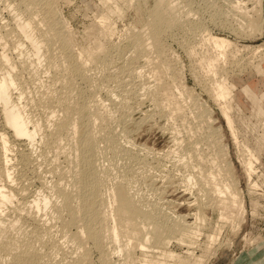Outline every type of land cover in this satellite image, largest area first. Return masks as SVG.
I'll return each instance as SVG.
<instances>
[{"label": "bare ground", "instance_id": "1", "mask_svg": "<svg viewBox=\"0 0 264 264\" xmlns=\"http://www.w3.org/2000/svg\"><path fill=\"white\" fill-rule=\"evenodd\" d=\"M13 1H15L13 4L11 3V0L8 3V6L10 7L9 9L12 12L13 23L9 25L10 23L5 24L1 22L2 24H0V117L2 119L1 121L2 125L4 126V130L0 132V264H48L49 261L52 259V257H50V255H48L47 252H44L43 251L44 249H42L44 247L45 248L47 247L46 245L44 246V244H47L46 241L47 242L51 241L50 242L51 246L49 245L48 246L50 248L52 247V250L55 251V254L58 251L59 252L65 251V249L61 245L62 242L61 243L58 242L57 244V241L55 242L53 240L54 238L53 234L56 231H57L56 234L59 233L61 237L65 238L63 239V242L65 243L68 242V244L69 242H71V245L76 247L75 252L77 253L76 255H78V257L75 255V257L77 258H75L72 261H67L64 263L63 261L62 262L60 261L62 264H86L89 258V251L87 250L85 245H86V241L88 240L93 243L94 248L100 253L98 260L100 259L101 264H137L136 259H134L136 249H141L143 256H145V258L142 259L144 263H149V264H199V260L201 257L199 259L195 258L194 260H192L191 258H185L181 254L175 252L174 249L173 250L168 249L169 247H167V245L171 242V239H173L174 237H175L174 239L177 238L176 240L181 241V243L182 242H187L189 244L196 243V240L198 238L196 240L195 238L201 235L203 223H206L205 220H207L206 216L203 214V212H201L202 211L201 209L198 211V207H197V210H195V212L196 211L198 212L194 213L195 220L193 222L192 221L189 222L186 219L187 215L185 214L178 213L176 216H174L175 215L174 213V215L172 214L173 217L172 216L170 217L169 215L167 216V214H165L166 212L163 213L164 212L163 210H162L163 212L157 211L156 205H153L152 203H150L151 205L150 206L151 208H150L149 204L143 203L145 202V201H142L143 198H141L140 195H139L140 197H138V194H139L138 191H141V190L139 189L137 191L138 188L134 189L135 186L133 190L132 185L134 183L132 185L130 184L132 183L131 178L134 177L132 173L134 167L132 169H128V166L125 163L124 165L126 166L123 165V162L126 159L124 160L122 159L123 162H121L122 161V160L120 161L121 158L120 159L117 158L118 156H120V153L125 154V155L130 154V155H127L129 157L128 160L130 158L133 159L135 156L132 155L130 151L127 152L128 150L127 147H126L127 148L126 151L125 150L122 151L123 149L120 146L121 141L120 140H119L120 142L118 141V137L116 136V134H114L113 131L111 133L110 130L112 129L113 126H110L108 124L110 120H112L114 123V120L112 119V117H113V114L115 113H113L112 107L111 106H110L111 108L109 107L108 103H111V102L109 101L106 103L104 101L105 98L102 99L103 95L101 96L100 90L102 89L103 85L108 82L115 81V83L116 82L119 83L118 82L119 79H116L115 76L117 74L115 73L116 72L118 73L117 70L121 69V67L123 66L125 67L127 66L129 68L128 69L126 67L124 70L128 69L130 70L129 72L134 71V74L136 75L142 74L141 70H138V72H135L137 63L134 62V64L136 63L135 64L136 66L132 64L133 62L132 59L135 60V57H138L139 55L144 56L145 60L149 61V62H146V63H149V65H150V62L153 61L154 58L156 60L157 59L163 60L161 59V57L165 54V50H166V47L164 46V42H163V39H164L163 37H165V35L168 36L166 33L168 31L170 33V30L173 27H179L180 29L185 28L186 29L185 36L189 37L191 41L190 39L189 41L186 39V37L184 36V32H182L181 30V34L182 33L183 34L181 35L179 33V35L185 37L184 41L186 40L189 42L187 47H185L184 45L182 46L183 48L184 47L187 48L186 49L187 52H185L186 50L184 52L189 54L190 56L189 58L193 60V64L196 62L195 67L196 66L200 67L199 70L201 72V75L199 76L200 77L202 76V80L204 78L206 81L207 80L209 81V82L207 81L208 85H206L208 88V92L212 96L211 99H214V102H216L217 107L220 110V114L223 116L225 123L234 139V142L238 145L240 144L241 146H245L247 150L245 151L247 153L245 152L244 155L242 156L240 154L239 157L242 158V163L244 165L245 171L248 175V178L250 179L252 174L255 171V162L258 160L257 159L258 153L254 152L247 143L245 142L239 143L240 137L238 139V134H237L239 132V129L236 126L234 115H233V112H234L233 110L235 108L234 94H235V89L237 88V86L235 83H233L229 79L227 75L228 70H227L226 65L228 62L229 63L233 62L232 60L234 59H235L234 64H236V59L237 57H239L238 56L239 53L243 50L248 51V49L250 50L252 48V52H251L253 56V57L251 56L252 59H250V56H249L251 55V53H249L246 56L247 57L249 56L248 60L250 59L249 62L253 65V67L257 71V74L264 76V67H263L264 53L261 54V51L262 49H264V47L260 48L259 45L249 46V44H243V43L238 44L236 41L232 40V38H229V36H226V35L224 36L218 33V31L214 32L213 31L214 29L212 30L211 28H209L210 26L208 27V25L206 24L207 21L209 20L204 21L205 23H203L200 20L201 17L203 18L202 16L203 14L198 15L197 10L200 6L196 8L195 9L196 11H195L190 6L188 7L186 4L185 5L187 6V8L186 7L183 8L184 5L182 6L183 2H181L183 0H180V1L179 0H155V3H153L154 5L149 10V13H148L149 17H147L148 15L146 16L148 18L147 22L144 23V25L142 26V29L138 30L137 32L135 31L134 33L132 31L133 36L129 34L132 37L130 41L133 45L132 46L133 50H131L133 52L131 55L132 56L131 60L129 62L127 61L126 63L122 62L123 64H120V65H117L116 63V67L114 66L115 72H113L112 63L114 61V56L110 54V51L107 48V44L103 40V37L109 34L111 35V33H114L115 26H113L114 24L112 25V22H111V19L115 17L113 15L115 14L117 16L122 15V13L124 12L125 6H127V5H124L125 1L128 2L126 4H128L129 6L130 5L133 6L134 5L133 0H101V2H103L104 4L103 6L104 10L100 13V15H98L100 17H98V20L96 21L97 23H95V26H94L95 34L93 37H94L95 46L85 47L77 52L75 51L77 49L74 50L72 48L71 34L67 30H64V27L66 29L68 25L67 23L68 21L67 22L65 21L66 23H63L64 18L62 21V19L58 15V13L60 12H58L54 6H49L52 3L51 0H13ZM42 1L46 3L48 7L46 6L47 7L46 10L44 8L45 12L41 11L42 13L39 19L37 17L39 16L38 14L40 13V9H39L40 7L38 8V4ZM187 1L194 2L192 0H187ZM214 1H212V3ZM225 1L227 2V0ZM247 2L244 0L235 1L234 6L236 10L233 12L234 13L233 16H232L233 13H231L230 15V17L232 16L231 19L233 17H234L233 20L236 18L235 20H236L237 26L239 23L240 30L244 28L243 31L246 30L245 27H249L250 30L261 28L260 21H259L260 19L259 17L261 16L260 9L256 8L257 6H253V7L250 6L251 8H249L248 6H246ZM5 3L7 4V1ZM212 3H209V4L212 5ZM214 3L216 4L217 2H214ZM190 4L191 3H189V5ZM231 4H233V0ZM137 8L139 9L140 7H137ZM232 8H233V5H232ZM212 11H214V9H212ZM224 11L226 12V10ZM224 11L222 12L224 13ZM236 11H238L237 15H236ZM254 11H257V12H254ZM214 12H215L214 14L212 12L211 13L213 15H216L217 13H219V11H217V13L216 11ZM231 12H232V9H231ZM204 13H207V12L205 11ZM212 14L210 16H213ZM117 16L116 18L119 17ZM37 18L40 21H37ZM218 18L220 19L219 16ZM231 19L230 21H232ZM221 20L219 21L221 22ZM223 20H222V23L225 22L227 19L224 21ZM219 21L218 23H220ZM39 22L42 24H45L46 26L43 28L41 24H39ZM261 22H262V19H261ZM226 23L228 22L226 21ZM225 25H226L225 23L222 24L223 29L230 28L233 26V25L232 26L230 25V27H227ZM238 27L237 29L239 30ZM257 32L259 31L257 30ZM188 33L190 35L193 34L192 35L193 37L199 36V39H194L195 37L193 38L192 36L190 37ZM247 33L249 32H246L244 34H247ZM252 33L253 32L250 31L248 35L250 36V34ZM192 38L194 40H192ZM179 42L181 43V41ZM9 43H12L11 44L12 46L9 47ZM54 44L56 46L58 45L57 51H56ZM9 49L16 51L14 53L16 54V57H13L11 55V52L9 51ZM150 53L154 54L153 57H151L152 54ZM119 57L120 59L122 58L121 55ZM164 57L166 56L164 55ZM138 58H136V60ZM156 60H154V63H156L155 65L152 63L154 65V68L151 74L155 78L156 81L155 83H153V85L151 86L149 85V88H151V92L153 94L151 98L154 101H156L155 102L156 104L157 103L161 104L163 101H165L163 102V104L167 103L166 105L168 107L167 108L168 112L163 113L164 115L168 113L171 118L173 117V119H176L177 121V118L175 117L176 115L180 113L181 115H178L180 116L178 117L180 118V120L182 116H184L182 117L183 120L185 117L187 119L186 113H185L186 115L185 116L182 114L183 112L182 113L180 112L182 110L183 111L185 110L186 106H183L185 104H183V102L179 100L181 97H177L176 94H174L173 92L175 91V88H177L178 91L176 90L175 93L178 92L180 95H182L183 92L185 93V90L183 89L184 86L182 87V84L180 83V81L177 82V75H175L174 72L167 71V69L171 70L170 68H172L170 67L169 62H167V59L166 61H160V62H156ZM90 62H93V64L95 65V69L97 70L96 71L97 73H94V72L93 73L96 76L99 75L100 78L97 77L100 80V82L98 81L99 83L96 81L97 78L95 77V75L89 73L92 70V67L90 69V67H88L87 64H89ZM240 62L249 64L248 61L246 63L242 59ZM229 63L228 65H231V63L230 64ZM89 65H92V64L90 63ZM240 65L241 64H239V67ZM41 67L43 68V72L50 73L52 77L54 76V79L51 82L45 83L44 80L40 78L41 75H39L38 73H40L39 71L42 70L40 69ZM229 67L230 66H228V68ZM243 67L246 68L245 66ZM231 68H232V65L230 67V70L233 72L234 70H232ZM244 68L242 69L244 70ZM139 69H142V68H139ZM164 69H166V75L163 77V72L165 71ZM177 70H178V67H177ZM181 70L182 69H180V71ZM243 70L241 71L243 72ZM168 72H170V74L172 73V75L171 76L168 75L167 77ZM196 72H197V69H196ZM23 73H25V75L29 77L25 78ZM194 77L196 78V75ZM35 79H38V80H35ZM33 80L37 82L39 81L38 84L39 83L40 84L38 86L39 87L41 86V88L43 86L45 88L39 91V95L37 97H35L34 92L32 94V90L30 89L32 88L34 90V88L29 87L30 82H31L30 85H32V83L33 84L36 83L35 81L33 82ZM78 80L79 82H83L84 85L82 86L78 82ZM122 81L124 82L123 79ZM115 85L118 86V84H115ZM185 87H188V86H185ZM37 89L39 90V88ZM106 90H107V93L110 92L108 91L109 89H106ZM106 90H102V91L105 92ZM246 90L249 91V93L255 98L254 100L256 104V109H254L256 112L255 115L261 116L262 119L259 117L260 123H261V120H263V123L261 124L264 125V111L262 110V107H261L262 105L259 106L260 99L258 100L253 90L250 89L249 87H246ZM128 91H129V88H128ZM113 92L114 93L112 95V98L114 97V94H115V91ZM121 92L119 94H116L118 96V98L116 99H119V98L123 100L125 99V97L122 96L123 92L122 93ZM188 92H191V90ZM188 92L186 91V94H188ZM205 92H207V90ZM189 94H188V99H189V96L190 98L192 97L191 94L190 95ZM184 97L187 98V95H185ZM120 99H119V102L122 101ZM159 99L160 100L162 99L163 101L159 102ZM109 100L114 101V98L113 99L110 98ZM195 102L197 103V101ZM30 103L33 104V107H32L33 109L36 108L34 107L35 105L39 106L41 108L40 111L41 110L43 111V112L41 111L40 113L41 114L44 113L42 114L44 116H42L41 114L38 115L39 112L36 113L35 112L36 110L32 111L33 109L31 110V108H29ZM200 103L202 104V102ZM200 103L199 105H201ZM126 104L128 103H125V105ZM115 105H118V104H115ZM117 107H119V105L116 106V108ZM197 108H198L196 109L197 111L195 109L193 110V111H196L195 113L197 114L195 115L194 113L195 117L198 118L197 116H200V117L204 116L203 119L206 120V122L208 123L207 125L211 126V122H213L216 119L213 116H211L212 114L211 115L209 114V110L211 109L208 110L207 107H204L203 105L201 106V109H199L200 108L199 106ZM123 109L125 110V108ZM128 109L129 107L127 108V110ZM159 111H162V110H159ZM185 111H190V110H185ZM174 114H175V117H174ZM126 115H125V119L128 118V117L126 118ZM205 115H206V118H205ZM147 116H148V113H147ZM113 118L117 119V117H113ZM169 119L170 118L168 117V120ZM123 120L121 119V121ZM177 122H179V119ZM190 123H189L190 127L188 126L186 127L188 128V130L185 129L186 134L184 133V131H180V129L176 127L178 123L175 125L176 128L175 127L173 128L174 131L176 133L180 131L181 132L180 134H182V132L184 134L177 135L175 132L172 133L171 136H173L172 141H174V143L172 142V144L174 146V150H171V148L169 147V150L167 151L165 150L166 152L165 151L162 152V155H165V157L167 158V157H170V155L167 156L169 153L172 155L173 154L172 152L175 151L174 152L175 154L173 155L176 157L179 156V158H176L175 160L178 159L177 161L181 162L179 163L183 165V167H185V169L183 168V170H187V168L189 170V168H191V171H192L194 169L193 172L184 171L187 174L182 175V178L180 177L181 179H184L183 181L185 185L183 187L186 186L187 189H191V190L193 189V187L194 188L196 187L199 190V192L201 191V193H198V194H204L207 199H204V198L203 199L208 201V203H205V201L204 202L201 201V202L207 205L208 204L211 205L212 209L215 208L213 210L218 211L216 212L219 215L218 217L219 220L232 221L234 222V224L232 223V225H235L236 224L235 222L237 220L236 212L238 211L240 215L243 214V212H245V204H244L245 200H243L244 197L242 198L241 193H240L242 191H240V189L238 188L239 185H237V181L231 176L232 173L223 172V167L221 166V163H219V161L217 160L216 154L218 153L216 151H213V152L211 151L212 154L210 152L209 154L207 153L208 151L205 150L206 147L209 149L210 146H213L214 138H211L213 136L208 134V137H206V139L203 140L204 142H202L201 139L198 138L199 136L196 138L194 136L195 131H197L195 129V126L193 125L194 122L192 123L195 129L194 133L192 132L193 126L191 127ZM181 124H186V122L185 123L182 122ZM123 125L125 126V123ZM246 125H249V123H246ZM107 126L111 128L109 131L105 130ZM200 126L198 127L200 128ZM172 127L169 129L167 128L166 129L170 130L172 129ZM219 127L220 125L218 126V129L220 130L221 128ZM215 129H217V127ZM124 130L121 129V131H124ZM102 131L103 133L105 131V133L103 134ZM215 131L216 130H214V132ZM118 135L120 134L118 133ZM263 138H264V135H263ZM259 139H261V137ZM101 142H103L104 144ZM259 143H261V140ZM18 144L19 145L25 144L26 147L27 145H29V147H27L29 152H24V150H20L21 153H20L19 159L20 161L22 160V162L24 161L26 163L27 161H29L30 152L35 150V146L37 147V145H40L44 147H49L50 145H52L53 147L54 144L56 147H58L57 149H59L58 151H56L57 149L53 148L56 152L55 154L56 158L52 156L53 158H55L54 160L58 159V155L60 152H63L64 154L62 153L61 154L64 155L63 157L65 158L67 162V165L64 167H61V165H58L55 162H53V166L50 168V170L53 173V176L56 178L52 179L51 181L50 179L49 180L47 179L48 181H50L49 184H47L48 183L47 181L45 183L43 180H41V182L43 181L42 185L46 188L43 189L44 187H41V184H40L41 190L38 189L40 190V192L39 191L38 193L33 192L32 198L27 199V200H24V198L27 197V196L24 197V193H23L25 186L22 188H18V186L14 185L15 176L12 170L13 164H11V159H12L11 152H13L12 150ZM133 146L131 148H133ZM137 147H139V153H140L141 151L140 149H142V147L140 146H137ZM144 147L146 148V146ZM224 147L226 149V146ZM176 149H178V151H176ZM215 149L217 148H214V150ZM46 150H43V151H46ZM148 152L149 151H147V154ZM178 152L179 154L177 155L176 153ZM223 154H225L224 151H223ZM155 155H158V157L160 156V154H155ZM53 158H52V161H53ZM139 158L140 156L138 155V158H135V159L138 160ZM143 158L141 157L142 160ZM152 158L154 159V157ZM172 158L174 159L173 156ZM146 161H147L146 159L142 161L144 165L147 164ZM35 164L37 165V163ZM175 164H176V161H175ZM179 169L181 170V168ZM174 175L176 176V174ZM156 180L157 179L155 178L154 181ZM250 182L252 181L250 180ZM257 184L254 183L251 185L255 186ZM163 188H165V186H163ZM253 188H251V190ZM255 189H256V186H255ZM149 190H152V189H149ZM34 193H37V194H34ZM30 194H29V197H30ZM141 194H143L142 197H144V190H143V193ZM200 196L201 195H199V197ZM197 197H195L194 200H196ZM148 198L150 197H146L145 199L147 200ZM157 202L159 201L157 200ZM194 203L196 204L198 202L195 201ZM204 204L202 206H204ZM26 205L30 206V208L32 209L29 210V207H27ZM24 210L25 212L26 211L27 212L25 213ZM205 210H207V208H205ZM28 218L31 219L30 223L33 224L31 228L30 227L27 228L28 225L27 227H25L24 225L25 221L29 220ZM52 219L55 220L56 223H54ZM50 220L52 221V223L47 225L48 224L47 222ZM227 221H224V223ZM40 223H44V225H47V226H40ZM53 223L57 226V227H54V229L56 228L55 230L52 229L54 226ZM240 223H238V225ZM220 226H217V228H215V230L212 233L208 234L209 243L212 244L213 242H215V240H217V237L219 235L218 233L220 232L219 231ZM239 226L241 227V225ZM73 228L75 229L73 230ZM138 230L141 232V234L138 233ZM149 248L150 249L152 248V250H150ZM153 248L154 249L160 248V251L159 250H155V251L156 252L158 251L159 253L157 254L161 255V257L158 258L159 255L158 256L155 255L157 256V258H155L154 255H153L154 257L149 256V252L154 251ZM77 249L78 250L83 249V250L80 252ZM115 255L118 257L117 261H116L117 258L115 260L113 258ZM91 260H94V259H91ZM60 262L58 264H61Z\"/></svg>", "mask_w": 264, "mask_h": 264}, {"label": "rangeland", "instance_id": "2", "mask_svg": "<svg viewBox=\"0 0 264 264\" xmlns=\"http://www.w3.org/2000/svg\"><path fill=\"white\" fill-rule=\"evenodd\" d=\"M6 1H7V4L5 3ZM192 1H194V2L187 1V0L181 1V2H183L182 6L184 5L183 8H185V7L187 8V6L188 7L190 6L193 10H195L196 8H198L200 6L198 8V10H197L198 11V15H202L203 14L202 15L203 18L206 19V20H204L201 17L203 20L201 18H200V20L203 23H205L204 21L209 20L210 22L207 21L206 24L208 25V27L210 26L209 28H211L212 30L214 29L213 30L214 32L218 31V33H220V34H222L224 36L225 35L229 36V38H232V40L236 41L238 44L239 43L240 44L243 43V44H249V46L259 45L260 48L264 47V0H256V1L255 0H249V1L248 0H244L246 2L248 1L246 3V6H248L249 8H251L253 6H257L256 8L260 9V15L262 16V18H261V16L259 15L260 16L259 17L260 18L259 21H260L261 28H256V29L250 30L249 27H245L246 28V30H245L246 32L250 33V31H252L253 32L252 34L255 33L254 35L250 34V36L248 35L249 33L244 34V33H246L245 31H243L244 28L241 29L243 32L240 30V25L238 23L239 27L237 26V23H236V20H235L236 18L234 20H233L234 17L231 19V17L234 15L233 12L236 10L235 6H234V3H235L236 0H233V4H231L232 0H229V1L227 0V2L225 0H215V1L212 0L214 2H217L216 4L214 2L212 3L211 0H209V1L208 0H201V1L200 0L199 1L198 0H192ZM9 2H10V0H0V24H2V23H5V24L10 23L9 25H11L13 23L12 12L9 9L10 7L8 6ZM14 2L15 1L11 0L12 4ZM51 2L52 3L49 6H54L57 9V11L60 12V13H58V15L60 16L62 21H63V18H64L63 23H66L68 21L67 22L68 25L66 24L67 27H66V29L64 27V30H67L72 36V48L74 50L77 49V50H75L77 52V51H79V50H81L82 48H85V47H92V46L94 47L95 46L94 37H93L94 34H95L94 33V26H95V23H97L96 21L98 20V17H100L98 15H100V13L104 10L103 2H101V0H51ZM126 3H128V2L125 1V3H124V5H127V6H125V9H124V12L122 13V15H120V16L118 15L119 17L116 14L113 15L115 17L112 16L113 18L111 19V22H112V25L114 24L113 26H115L114 27V29H115L114 33H111V35L109 34V35L103 37V40L106 42L107 48L109 49L110 54H112L114 56V61L112 63L113 64V66H112L113 70L111 69L113 72H115L114 68L116 67V63H117V65H120V64L126 63L127 61L129 62L131 60V58H132L131 55L133 53L131 51V50H133V47H132L133 45H132V43L130 41L131 38H132L131 36H133V33L135 31L137 32L138 30H141L142 26L144 25V23L147 22V19H148L147 17H149V14H148L149 10L154 5L153 3H155V0H137V1L133 0V3H134L133 6L132 5L129 6ZM189 3H191V4L189 5ZM209 3H212V5H210ZM215 5H217V6H215ZM232 5H233L234 9L232 8ZM41 6L42 7L44 6V7L42 8ZM46 6L48 7V5L46 3H44L43 1L38 4V8L40 7L39 8L40 9V13L38 14L39 16H37V17L39 19L41 17V13H42L41 11H44V8L46 10V8H47ZM213 6H214V8H213ZM137 7H140L141 9L140 8L138 9ZM217 7H219V8H217ZM212 9H214V11H216V13H217V11H219V13L216 14L217 16L213 15L215 12L212 11ZM223 9L226 10V12ZM229 9H230V11H229ZM231 9H232V12H231ZM9 10H10L11 13L9 12ZM205 11L207 13H204ZM208 11H210V12H208ZM222 11H224V13ZM228 12H230V13H228ZM237 12L238 11H236V15H237ZM254 12H257V11H254ZM231 13H233V14L230 17ZM211 14L213 16H210ZM116 16L118 18H116ZM207 16H208V18H207ZM218 16L220 17V19L218 18ZM226 16H227V18H226ZM223 17H225L227 20L225 18H223ZM38 18H37V21H40ZM214 19H216V20H214ZM221 19L222 20L223 19L226 20L228 23H226V21L222 23ZM230 19L232 21H230ZM261 19H262V22H261ZM219 20H221V22ZM218 21L220 23H218ZM224 23L226 24L225 26H227V27H230V25L231 26L233 25V26L230 27L231 29L230 28L223 29L222 24H224ZM39 24H41V26L43 28L46 26L45 24H42L40 22H39ZM235 24L239 28V30L237 29ZM233 27H234V29H233ZM179 29H180L179 27H173L170 30V33H169V31L166 33L168 36L165 35V37H163L164 38L163 39L164 46L166 47V50H167V51L165 50V54H164L166 57H164V55L161 57V59H163V60H160V59L156 60L154 58L153 61H151L150 65H149V63H146V62H149V61H146L144 56H140L139 55L138 56L139 58L135 57V60L132 59L133 60L132 64L134 66L137 65V67H138V68L136 67V71L135 72H138V70H141L142 74L136 75V74H134V71L133 72H129L130 70H128L129 68L127 66L126 67L128 69H126L127 70L126 71V70H124L126 67L123 66V67H121V69L117 70L118 73L117 72L115 73V74H117L115 77H116V79H119V81L117 80L119 83H117V82L115 83V81H112V82H108V83L103 85L102 89L100 90L101 96L103 95L102 99L105 98L106 100L104 99V101L106 103L109 102V101L111 102V103H108L109 107L111 106L112 109H113V113H115V114H113V117H117V119H114L112 117V119L114 120V123H113L112 120H110L111 123L109 122V124H108L110 126H113L112 129L109 126H107L105 128V130L109 131L111 129L110 130L111 133L113 131L114 134H116V136L118 137V141L119 140L121 141V142L120 141L119 142L121 144L120 146L123 149L122 151H124V150L126 151L127 148H128L127 152L130 151L131 154L135 156L133 159L130 158L131 160L130 159L128 160L129 157L127 155H130V154L125 155V154L120 153V156H118L117 158H119V159L121 158L120 161L122 159L123 160L126 159V160H124V162H123V160L121 162H123V165L125 163L128 166V169H132L134 167L133 171H132V173L134 175V177H133L134 179L131 178V180H132L131 182L132 183H130V184L132 185L134 183L132 185L133 186L132 189L135 186L134 189L138 188L137 191L139 189L141 190V191H138L139 192L138 197L141 196V198H143L142 201H145L143 203L149 204V207L151 206L150 203H152L153 205H156L157 206V208H156L157 211H159V212H163L164 211L163 213L166 212L165 214H167V216L169 215L170 217L171 216L173 217L174 213H175L174 216H176L178 213L179 214H185V215H187L186 219L189 222H191V221L193 222L195 220V214L194 213L198 212L200 209L202 210L201 212H203V214L206 216L207 220H205L206 223H203V227H202V230H201L202 233H201L200 236L195 238V240L198 238L196 240V243H194V244H189L187 242H182L181 243V241L176 240L177 238L174 239L175 238L174 237L173 239H171V242L168 244L169 246L167 245V247H169L168 249H172V250L174 249L175 252L181 254L183 257L191 258L192 260H194L195 258L199 259L201 257L202 259L200 258L201 261L199 260V264H234L235 259L237 257H239L241 254L243 255V253H245V254L248 253L249 254V258L246 261H244L243 264H251L257 258H260L258 261H260L262 263V262H264V138H263L264 125L261 124V123H263V120H261V123H260L261 116L255 115L256 114V112L254 110V109H256V104L254 102L255 98L249 93V91L246 90V87H249L251 89L252 86H254L257 89V90L256 89L254 90L252 88L255 96L258 98V100L260 99V105L259 106L262 105L261 107H262V110L264 111V76H261V75L257 74V71L255 70L253 65L249 62V60L252 59V57H253L252 53H251L252 52V48L250 49L251 51L248 48H247L248 51L247 50L246 51L243 50L244 52L241 51L239 53V55H238L239 57H237V59H236V64H234L235 59L232 60L233 62H230L231 65H232L231 69L234 70L233 72L230 70L231 65H228L229 62L226 65L227 66V70L230 73L229 74L228 71L226 70L229 79L233 83H235L236 86H237V88L235 89V94H234V97H235L234 106H235V108L233 110L234 111L233 115H234L236 126L239 129V132L237 133L238 134V139L240 137L239 143H242V142L247 143L254 152L258 153V158H257L258 160L255 162V171L252 174L251 178L249 179L248 175H247V173L245 171L244 165L242 163V158L239 157L240 154H241V156L244 155V153L247 150H246L245 146H241L240 144L238 145V144H236L234 142V139H233V137H232V135H231L226 123H225V120H224L223 116L220 114V110L217 107L216 102H214V99H211L212 96L208 92V88H207L206 85H208L209 81L207 80L208 81L207 82L204 78L202 80V76L201 77L199 76V75H201V72L199 70L200 67L199 66L195 67L196 62L193 64V60H191V58H189L190 57L189 54L185 53V52H187V50H186L187 48H185V47H187V45L189 43L188 41L190 39L189 37L185 36L186 29L185 28L184 29H180V30ZM259 29L261 30V32H260ZM181 30H182V32H184V36L186 37V39L188 41H186V40L184 41L185 37L181 36L183 34V33L181 34ZM236 30H238V31H236ZM257 30L259 32H257ZM132 31H133V33H132ZM175 32H176V34H175ZM236 32H237V34H236ZM179 33L181 35H179ZM129 34H131V36ZM188 35L191 37L193 34L190 35L188 33ZM196 36H197V34H196ZM129 37H130V39H129ZM170 37H171V39H170ZM179 37H181V38H179ZM193 38H192V40L199 39V36L195 37L194 39ZM182 39H183L184 42L182 41ZM178 40L181 41V43ZM190 41H191V39H190ZM11 44L12 43H9V47L12 46ZM180 44H182V45H180ZM183 45L185 46L184 48L182 47ZM54 46H55L56 51H57L58 50V45L56 46L54 44ZM54 46H53V48H54ZM171 48H173V49H171ZM9 51L11 52V55L13 57H16V54H14L16 52L15 50L9 49ZM120 51L121 52L123 51V52L121 53ZM262 51H261V54L264 53V49H262ZM152 53H150V54H152ZM244 53H246V54H244ZM249 53H251V55H249L250 59L248 60L249 56L247 57L246 55H248ZM241 54H242V56H241ZM120 55L122 57L121 59L124 60V61H122L120 59V57H119ZM153 55L154 54H152L151 57H153ZM240 56H241V58H240ZM115 58H116V60H115ZM136 58H138L137 60H139V61H137ZM166 59H167V62H169L170 67L173 68V69L170 68L171 70L167 69V71L174 72L175 75H177V82L180 81V83L182 84V87L184 86L183 89L185 90V93L182 90V92H183L182 95H180L178 92L175 93L177 88H175V91H173L174 89L172 88L173 89L172 91L174 92V94H176L177 97H181L182 98V99L180 98L179 100L181 102H183V104H185V105H183V106H186V108L184 107L185 110H190V111H185V110L184 111L183 110L180 111L181 113L183 112L182 113L183 115H185V113H186L187 119L185 117L184 118L185 121L182 118L184 116L181 117V120H180V118H178V117H180L178 115H181L180 113L179 114L177 113L178 115H176V117H175V114H174V117L177 118V121L179 119V122H177L176 119H173V117L171 118L168 113L164 115L163 113L168 112V109H167L168 107L166 105L167 103L163 104V102H165V101H163L162 99L161 100L159 99V102H161V101H163V102L161 104L157 103L159 105V107H158V105L155 103L156 101H154L151 98V96L153 94L151 92V88H149V85L150 86L153 85V83H155V81H156L155 78L151 75L152 71H153V68H154V65L156 64V63H154V60H156V62H160V61H166ZM168 59H169V61H168ZM241 59L243 61H245L246 63L248 61L249 64L248 63L245 64L244 62L241 63L240 62ZM118 60H120V61H118ZM115 61H117V62H115ZM134 62H136L137 64L135 63L136 64L135 65ZM90 63L92 65H89ZM90 63L87 64V65H88V67H90V69L92 67V70L90 72L88 70V72L90 74L95 75L94 73H97L96 72L97 70L95 69V65L93 64V62H90ZM191 64H193L194 66L191 65ZM239 64H241L240 67H239ZM141 65H142V67H141ZM173 66H175V67H173ZM228 66H230V67L228 68ZM243 66H245L246 68H244ZM42 67L40 68L42 70L39 71L40 73H38L39 75H41L40 78L43 79L45 83L51 82L54 79V76L52 77V75L50 73L43 72V68ZM177 67H178V70H177ZM252 67H253V69H252ZM263 67H264V62H263ZM139 68H142V69H139ZM192 68H193V70H192ZM242 68H244V70ZM122 69H123V71H122ZM180 69H182V70L180 71ZM194 69H195V71H194ZM196 69H197V72H199L200 74L196 72ZM164 70L165 71L163 72V77L166 75V69H164ZM241 70H243V72ZM120 71H122V72H120ZM146 72H148L149 74L146 73ZM180 72H181L182 75L180 74ZM25 73H27V72H25ZM25 73H23L24 77L25 78L29 77V76L25 75ZM194 74L196 75L197 79L194 77L195 76ZM168 75L171 76L172 73L170 74V72H168L167 77H168ZM95 77L97 78V77H99V75L98 76L95 75ZM180 77H181V79H180ZM198 77H199V79L200 78L201 79L199 80ZM151 78H152V80H151ZM122 79L124 80V82L122 81ZM35 80H38V79H35ZM35 80H33V82ZM96 81L100 82V80L98 78L96 79ZM35 82L36 83H34V84L32 83V85H30L31 84V82H30L29 87H33L34 88V90L32 88H30V89L32 90V94L34 92L35 97H37L39 95V91L42 90V89H45V88L43 86H42V88H41V86L40 87L38 86L40 84V83L38 84L39 81L38 82L35 81ZM78 82H79V80H78ZM204 82L207 83V84H205ZM79 83L82 86L84 85L83 82H79ZM246 83H248V85ZM115 84H118L119 87L117 85H115ZM183 84H185V85H183ZM244 84H245V86H243ZM35 85H37V86H35ZM57 85H58V83H57ZM185 86H188V87H185ZM202 86L204 88L206 87L205 89L207 90L209 95H208L207 92H205L206 90ZM36 87L39 88V90ZM147 87L149 88L150 91L148 90ZM103 88H105V89H103ZM128 88H129V91H128ZM106 89H109L108 91H110L111 93L110 92L107 93ZM121 89L124 90V91H122ZM125 89H126L127 92L125 91ZM102 90H106V91L104 92ZM117 90H119V91L121 90L123 92L122 96L125 97L124 100L119 98L120 100H122L120 102H119V99H116V98H118V96L116 94H119L121 91L119 92ZM190 90H191L192 93L188 92ZM35 91H36V93H35ZM113 91H115V94H114V97H113L114 101H111L109 99L110 98L113 99L112 98V95L114 93ZM186 91L188 92V94L189 93L191 94V96H192L191 98L189 96V99H188V94H186ZM128 92H129V94H128ZM103 93H105V94H103ZM184 94L187 95V98L184 97L185 96ZM131 95H133V96H131ZM115 96H117V97H115ZM136 98H137V100H136ZM183 98L186 99V100H184ZM192 99H193V101H192ZM132 101L133 102L135 101V102L133 103ZM142 101H144V102H142ZM195 101H197V103ZM112 102L114 103V105H113ZM200 102H202V104ZM125 103H128V104H126L127 107H126ZM199 103L201 105H199ZM115 104H118L119 107L116 108V106H118V105H115ZM162 104H163V106H162ZM30 105H31V107H30ZM202 105L204 107H207L208 110L211 109V110H209V114L210 115L212 114L211 116L216 118L213 122H211V126L207 125L208 123L206 122L205 119H203L204 116L203 117L197 116L198 118L195 117V115H197L195 113L197 111L196 109H198L197 107L199 106L200 107L199 109H201ZM160 106H162L163 108L160 107ZM32 107H33V104L30 103L29 104V108H31V110L33 109ZM34 107H36L37 109L34 108L32 111L36 110L35 111L36 113L39 112L38 115L41 114L40 113L42 111V110L40 111L41 108L39 106H37V105H35ZM128 107H129V109L127 110ZM123 108H125V110ZM194 109L196 111H193ZM37 110H39V111H37ZM153 110H154V112H153ZM159 110H162V111H159ZM46 111H47V109H46ZM129 111H130L131 114L129 113ZM192 111H193V113H192ZM210 111H212L213 113L210 112ZM126 113H127L128 116L126 115ZM147 113H148V116H147ZM194 113H195V115H194ZM42 114H44V113H42ZM124 114L126 115V118L128 117L127 119H125V115ZM120 115L122 116V118H121ZM206 115H205V118H206ZM42 116H44V115H42ZM160 116H162V117H160ZM168 117L170 118L169 120H168ZM120 118L122 120L124 119L125 121L124 120L121 121ZM257 119H259V120H257ZM174 120L178 123V125L176 127L179 128L180 131H184L185 134H186L185 129L188 130V128H186V127L187 126L190 127L189 123L190 122H192V123L194 122L193 125L195 126V129L197 131H195V133H194V130H195L194 126L192 125V123H190L191 127L193 126V131L192 132L194 133L195 138L199 136L198 138H200L202 142H204L203 140H205L206 137H208V134L213 136V137L210 136L211 138H214L213 139L214 140L213 146H210L211 148L209 147V149L206 147L205 150L208 151L207 153L210 152L211 154H212L213 151H216L218 153V154H216L217 155V160L219 161V163H221V166L223 167V172L224 173H228V172L232 173L231 176L237 181V185H239L238 188L240 189V191H242V192H240L241 196H242V198L244 197L243 200H245L244 201L245 212H243V214H241L243 217L240 215V213H238V211L236 212L237 213V220L235 219L236 220V222H235L236 224L235 225H232V223L234 224V222H232V221L219 220L218 219L219 215L217 213L218 211L217 210L214 211L213 209H215V208L212 209L211 205L208 204L209 205V207H208L207 204L202 203L204 201H205V203H208L207 200H204V199H207V198H206V196L204 194H198V193H201V191L199 192V190L196 187L195 188L193 187L192 190L191 189H187L186 186L183 187L185 184H184V181H183L184 179H181L182 175L187 174V173H185L186 171L190 172L191 168H189V170H188V168H187V170H183V168L185 169V167H183V165L180 164L181 163L180 161H177L178 159L175 160L176 158H179V156L176 157V156L173 155V154H175L174 153L175 151L172 152L173 153L172 155L169 153L167 156L170 155V157H167V158L165 157V155H162V152H164L165 150L166 151L169 150V147L171 148V150H174V146L172 144V142L174 143V141H172L173 140V136H171L172 133L175 132L173 128L177 124ZM1 121H2V119L0 117V123H1L0 124V132L4 130V126L2 125ZM182 122H184V123L186 122L187 125L186 124H181ZM187 122H189V123H187ZM251 122H252V124H251ZM124 123H125V126L123 125ZM246 123H249V125H246ZM171 124H173V125H171ZM202 124H203L204 127L202 126ZM179 125L180 126L182 125L181 128H180ZM184 125H185V127H184ZM197 125L198 126L201 125L200 128ZM219 125H220L219 128H221L220 130L218 129ZM167 127H169V128L172 127L173 130L172 129L167 130V129H169ZM202 127L205 128L206 130L203 129ZM206 127H208V128H206ZM216 127H217V129H215ZM201 128H202V130H201ZM121 129H123V130L125 129L126 131L125 130L121 131ZM181 129H183V130H181ZM210 130L213 133V135L210 132ZM214 130H216V131L214 132ZM218 130H219V132H218ZM180 131L178 133H176V132L175 133L177 135L178 134L179 135H183L184 133L182 132V134H180L181 133ZM102 133H103V131H102ZM104 133H105V131H104ZM118 133L120 135H118ZM125 133L127 134V136H126ZM201 133H203V134H201ZM258 137L259 138L261 137V139H259ZM215 138H217L218 140L215 139ZM256 139L259 140V141H257ZM260 140H261V143H259ZM220 141H221V143H220ZM101 143H103V142H101ZM103 144H101V145H103ZM20 145L18 144L12 150L13 152H11L12 153L11 154V157H12L11 164H13L12 170H13V174L15 176L14 185L18 186V188H22V187L25 186L23 193H24V197L27 196V197L24 198V200H27V199L32 198V196H33L32 193L33 192H37V193H38V191L40 192V190H41L40 189V184H41V187H44L42 185L43 181L45 183L47 181L48 182L47 184H49L52 179L56 178V177L53 176V173L50 170V168L53 166V162H55L58 165H61V167L66 166L67 162H66L65 158L63 157L64 155H62V154H64L63 152H60L59 155H58V159L54 160L56 158V155H55L56 152H55L54 149L58 148L54 144L53 147H52V145H50L51 147L50 146L49 147H44V146H40V145H37V147L35 146V150L30 152V156H29L30 157L29 158L30 162L27 161L28 163L26 162L27 163L26 164L24 161L22 162V160L20 161V159H19L20 153H21L20 150H24V152H29V150L27 148V147H29V145H27V147H26L25 144H24L25 146L23 144H20ZM131 145L132 146L135 145V146H133L134 149L131 148L132 147ZM220 145H222V146H220ZM137 146H140L143 149V150L140 149L141 150L140 153H139V147H137ZM144 146H146V148ZM224 146H226L227 150L225 149ZM223 147H224V149H223ZM46 148H47V150H46ZM124 148H126V149H124ZM148 148H150V149H148ZM214 148H217L218 150L217 149L214 150ZM36 149H37V151H36ZM137 149H138V151H137ZM144 149H145V151H144ZM43 150H46V151H43ZM58 150L59 149H57L56 151H58ZM147 151H149L148 154H147ZM176 151H178V149H176ZM223 151H224V153L226 155L223 154ZM221 152H222V154H221ZM239 152H241V153H239ZM155 154H160V156L158 157V155H155ZM176 154L178 155L179 152L176 153ZM121 155H123L125 158L123 156H121ZM138 155L140 156V158L138 160H136L135 158H138ZM245 155H247V154H245ZM52 156L55 157V158H53ZM145 156H146V158H145ZM172 156L174 157V159L172 158ZM141 157L142 158L144 157L143 160L144 159L147 160L146 161L147 164L144 165V163L142 162L143 160L141 159ZM152 157H154V159ZM52 158H53V161H52ZM150 159H151V161H150ZM38 160H39V162H38ZM156 161H158V162H156ZM175 161H176V164H175ZM222 161H223V163H222ZM19 163H21V164H19ZM35 163H37V165ZM150 163H151V165H150ZM162 163H163V165H162ZM172 163H174V164H172ZM126 165H124V166H126ZM137 167H138V169H137ZM15 168H16V170H15ZM179 168H181V170ZM153 170H155V171H153ZM193 171H194V169L191 172H193ZM40 174H41V176H40ZM174 174H176L177 177ZM33 175H34V177H33ZM139 175H140V177H139ZM148 175H149V177H148ZM155 178L157 179L156 181H154ZM47 179L48 180L50 179V181H48ZM41 180H43V181L41 182ZM250 180L252 182H250ZM172 181H174V182H172ZM181 181H183V182H181ZM250 183L251 184H254V183L257 184L258 183L257 185H255L256 189H255V186L251 185ZM21 184H22V186H21ZM163 186H165V188H163ZM45 188L46 187H44L43 189H45ZM251 188H253V189L251 190ZM38 189H40V190H38ZM149 189H152V190H149ZM143 190H144V197H145V195H146V197H150L147 200L145 199L146 197L145 198L142 197L143 194H141V193H143ZM191 191H192V193H191ZM37 193H34V194H37ZM154 193H156V194H154ZM29 194H30V197H29ZM199 195H201V196L199 197ZM195 197H197L196 200H194ZM149 200H151V201H149ZM157 200L159 202H157ZM167 200H168V202H167ZM195 201L198 202V203L195 204L194 203ZM154 202L157 203V204H155ZM161 203H163V204H161ZM200 203H202V204H200ZM158 204H159V206H158ZM203 204H204V206H202ZM28 205H26V206L29 207V210H31L32 208H30V206H28ZM205 206H207V207H205ZM197 207H198V211L195 212V210H197ZM204 207L207 208V210H205ZM171 210H173V211H171ZM24 212H25V210H24ZM25 213H24V215H25ZM29 220H26L25 223H24L25 227H27V225H28L27 228H29V227L31 228L33 226V224L30 223L31 219H29ZM52 221H54V223H56L55 220L52 219ZM52 221L50 220V221L47 222L48 224L47 223L46 224L49 225L50 223H52ZM224 221H227V222H225L227 224H225ZM240 221H241V223H240ZM237 222L240 223L239 225H241V227L238 225ZM47 225H44V223H40V226H47ZM220 225H222V226H220ZM217 226H220V229H219L220 232L218 233L219 235L217 237V240H215V242H213L211 244V243H209L208 234L212 233L215 230V228H217ZM54 227H57V226L54 224V226L52 228L53 230L56 229V228L54 229ZM74 229L75 228H73V230ZM56 232H54V234H53L54 235L53 236L54 237L53 240L55 242L57 241V244H58V242L59 243L62 242L61 245L63 246L65 251L64 252L63 251L62 252L58 251L55 254V251L52 250V247L51 248L49 247V246H51L50 245L51 241L50 242L48 241L49 243L46 241L47 244H44V246L46 245L47 247L46 248L44 247L42 249H44L43 251L47 252V254L50 255V257H52V259L50 258L51 262L49 261L48 264H58L60 261L61 262L63 261V263H64V262H67V261H72L75 258H77L78 255H76L77 253L75 252L76 251V249H75L76 247L72 246L71 242H69V244H68V242H66V243L63 242V239H65V238L61 237L60 234L57 233L59 235L58 236L56 234ZM138 233L141 234V232L139 230H138ZM244 237H245V239H244ZM60 238H62V239H60ZM255 239H256V241H255ZM172 243H174V244H172ZM185 244H187V245H185ZM85 246H86L87 250L89 251V258H88L86 264H101L100 259L98 260V258L100 256V253L94 248L93 243L88 240V241H86V245ZM82 250L83 249H80L78 251L81 252ZM150 250H152V248ZM153 250H154L153 252H155V253L150 251L151 253L149 252V256L150 257L153 256V255L154 256L155 255L158 256L159 254H157V253H159V252L158 251L156 252L155 250H159L160 251V248H155V249L153 248ZM53 252H54V254H53ZM71 255L72 256L74 255V256L72 257ZM75 255L77 257H75ZM157 256H155V258H157ZM55 257H56V259H55ZM159 257H161V255H159L158 258ZM57 258H58V260H57ZM113 258H114V260L117 258L116 261L118 260V257L116 255ZM144 258H145V256H143L141 249H136L135 255H134V259H136V261H137L136 263L137 264L138 263L139 264H149V263H144V261L142 260ZM254 258H256V259H254ZM91 259H94V260H91ZM252 259H254V260H252Z\"/></svg>", "mask_w": 264, "mask_h": 264}, {"label": "crops", "instance_id": "3", "mask_svg": "<svg viewBox=\"0 0 264 264\" xmlns=\"http://www.w3.org/2000/svg\"><path fill=\"white\" fill-rule=\"evenodd\" d=\"M261 76H263V75H261ZM247 85H248V83H246ZM243 86H245V84L243 85ZM252 88L255 90L256 88L254 87V86H252ZM251 88V89H252ZM252 89V90H253ZM257 90V89H256ZM249 258V254L247 253V254H245V253H243V255L241 254L239 257H237L236 259H235V261H234V264H243L244 263V261H246L247 259ZM254 259H256V258H254ZM254 259H252V260H254ZM260 258H257L256 260H254V262H252L251 264H264V262H260V261H258Z\"/></svg>", "mask_w": 264, "mask_h": 264}]
</instances>
